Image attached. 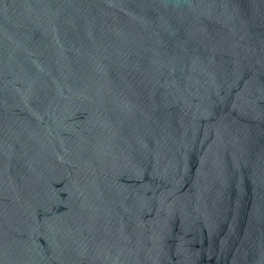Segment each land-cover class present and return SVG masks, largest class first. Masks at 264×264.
Instances as JSON below:
<instances>
[{"label":"water","instance_id":"obj_1","mask_svg":"<svg viewBox=\"0 0 264 264\" xmlns=\"http://www.w3.org/2000/svg\"><path fill=\"white\" fill-rule=\"evenodd\" d=\"M0 264H264V0H0Z\"/></svg>","mask_w":264,"mask_h":264}]
</instances>
